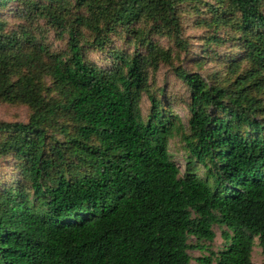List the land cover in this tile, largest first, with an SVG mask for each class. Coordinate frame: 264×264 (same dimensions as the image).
<instances>
[{
  "label": "trees",
  "instance_id": "1",
  "mask_svg": "<svg viewBox=\"0 0 264 264\" xmlns=\"http://www.w3.org/2000/svg\"><path fill=\"white\" fill-rule=\"evenodd\" d=\"M189 1L199 2L14 0L24 18L67 35L68 47L54 52L0 21V101L30 110L25 123L0 121V158L14 159L18 174L0 192V264H191L188 250L203 246L189 239L213 242L215 225L227 228L228 246L200 264H252L256 237L264 254V109L252 96L264 88V0L216 2L244 55L229 86L178 71L191 90L186 131L149 90V67L172 54L138 27L150 22L188 48L179 14ZM119 28L148 55L115 50L111 67L90 61L89 46L104 50ZM179 134L205 177L182 176L168 147Z\"/></svg>",
  "mask_w": 264,
  "mask_h": 264
},
{
  "label": "rangeland",
  "instance_id": "2",
  "mask_svg": "<svg viewBox=\"0 0 264 264\" xmlns=\"http://www.w3.org/2000/svg\"><path fill=\"white\" fill-rule=\"evenodd\" d=\"M217 1L199 0L197 3L189 1L181 4L179 15L183 28L182 37L186 40L188 48L178 46L166 29H154L150 22L143 20L138 27L141 28L143 34L149 35L160 48H164L172 54L169 63L162 62L156 68L149 67V90L151 94H155L159 100L166 104L165 109H171L174 114H180V118L177 120L183 122L186 131H188L189 117L186 107L191 102V90L178 76V71L199 73L210 87L215 85L229 86L233 78L239 75V72L236 75L231 73L230 65L233 60L244 55V41L241 39V34L233 26L234 19L231 14L229 17H226L225 13L223 14V11L226 10L219 7ZM18 7V3L12 0L7 7L0 11V21L7 22L9 31L28 29L32 31L40 43L46 44L52 51L66 50L68 47L67 35H60L46 20L29 21L17 11ZM218 18H220V22L216 21ZM106 38L104 50L93 49V46H89L91 49L87 54L88 59L99 66L111 67L110 52L115 50H120L129 55L139 50L140 53L148 55L145 47L140 45L136 47L133 44L134 41L130 38V33L125 32V30L119 28L111 31ZM246 67L247 63L243 62L240 70L243 71ZM252 96L259 98L264 109V88L261 91L252 92ZM141 107L144 117L147 118L151 110V102L147 94L143 97ZM29 116L30 110L27 106L11 105L0 101V121L25 123ZM258 117L264 118V113H260ZM246 132L249 130L246 129ZM168 147L173 159L181 168L182 176L188 173L197 174L201 177L206 176V168L196 163L195 159L190 156L187 144L181 134L169 138ZM17 180L16 161L11 158H0V192L4 188L16 184ZM214 232L216 237L213 242L198 241L194 237L189 239V244L203 246L202 250L195 248L188 250L191 264H200L198 259L202 256H208L211 252L218 253L226 249L228 242L224 233L228 232L227 228L215 225ZM252 264H264V254L258 237L254 239Z\"/></svg>",
  "mask_w": 264,
  "mask_h": 264
}]
</instances>
